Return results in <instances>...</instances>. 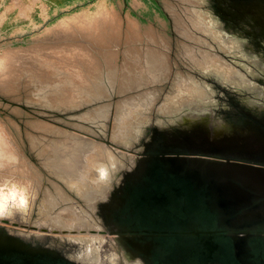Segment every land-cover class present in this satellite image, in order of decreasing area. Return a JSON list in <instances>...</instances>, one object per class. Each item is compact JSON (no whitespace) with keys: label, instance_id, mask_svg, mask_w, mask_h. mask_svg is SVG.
<instances>
[{"label":"water","instance_id":"obj_1","mask_svg":"<svg viewBox=\"0 0 264 264\" xmlns=\"http://www.w3.org/2000/svg\"><path fill=\"white\" fill-rule=\"evenodd\" d=\"M190 7L205 47L189 57L193 76L160 106L146 98L99 110L91 119L105 129L113 115L117 149H94L83 139L71 151H51L47 164L61 182L77 184L123 181L162 167L205 191L211 207L235 224L264 226V0H193ZM82 145L88 147L79 151ZM109 157L115 164L101 181L96 169ZM56 205L46 201L35 224L27 219L30 204L23 217L0 218V264L59 255L81 264H138L117 238L89 231L97 223Z\"/></svg>","mask_w":264,"mask_h":264},{"label":"rangeland","instance_id":"obj_2","mask_svg":"<svg viewBox=\"0 0 264 264\" xmlns=\"http://www.w3.org/2000/svg\"><path fill=\"white\" fill-rule=\"evenodd\" d=\"M75 1L0 0V178L30 183V224L56 197L50 188L64 181L47 164L51 151H71L83 139L117 149L113 115L105 129L91 118L123 102L149 98L160 106L193 76L189 57L205 50L193 0H77L70 7ZM8 153L15 163L3 158ZM112 160L99 165L110 172Z\"/></svg>","mask_w":264,"mask_h":264},{"label":"flooded vegetation","instance_id":"obj_3","mask_svg":"<svg viewBox=\"0 0 264 264\" xmlns=\"http://www.w3.org/2000/svg\"><path fill=\"white\" fill-rule=\"evenodd\" d=\"M111 183L59 182L56 211L97 223L138 264H264V226L235 224L205 191L162 167ZM20 260V259H19ZM12 264H27L20 260ZM35 264H81L62 255Z\"/></svg>","mask_w":264,"mask_h":264},{"label":"clouds","instance_id":"obj_4","mask_svg":"<svg viewBox=\"0 0 264 264\" xmlns=\"http://www.w3.org/2000/svg\"><path fill=\"white\" fill-rule=\"evenodd\" d=\"M4 133L0 130V142H3ZM8 163H15L16 156L8 153L3 157ZM3 167V165H0ZM99 180L109 177V166L101 164L96 169ZM33 199L30 183H19L11 178H0V218H11L17 213L25 211Z\"/></svg>","mask_w":264,"mask_h":264},{"label":"crops","instance_id":"obj_5","mask_svg":"<svg viewBox=\"0 0 264 264\" xmlns=\"http://www.w3.org/2000/svg\"><path fill=\"white\" fill-rule=\"evenodd\" d=\"M75 1V0H74ZM79 6L77 0L70 6V7H77ZM64 9V10H63ZM66 9L65 8H60V9H56L55 11H53V14H60L61 12L65 11ZM48 12V11H47ZM46 13V12H44ZM49 13V12H48Z\"/></svg>","mask_w":264,"mask_h":264}]
</instances>
